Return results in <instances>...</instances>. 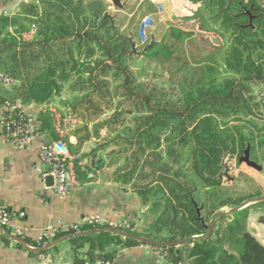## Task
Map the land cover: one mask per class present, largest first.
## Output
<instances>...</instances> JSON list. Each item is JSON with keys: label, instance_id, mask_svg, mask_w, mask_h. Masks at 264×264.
<instances>
[{"label": "trees", "instance_id": "obj_1", "mask_svg": "<svg viewBox=\"0 0 264 264\" xmlns=\"http://www.w3.org/2000/svg\"><path fill=\"white\" fill-rule=\"evenodd\" d=\"M41 2V7L23 5L19 16L1 23L3 29L10 24L15 28L0 42L8 41L6 56L0 59L3 73L26 82L20 93L25 104L45 105L61 97L64 89L75 94L62 101L68 108L63 117L73 116L80 124L60 136L52 127L55 116L47 113L40 117L39 133L49 128L53 140L64 142L80 159H84L82 149L89 141L97 142L90 154L110 147L106 160L113 169L112 182L130 187L146 209L143 227L131 222L127 232L161 243L207 235L222 208L239 207L262 196L250 192L245 198L223 201L227 193L223 178L217 176L224 155L236 153V139L222 129V121L245 112L239 107L245 102V92L264 83V0H201L206 15L200 16L205 19L207 34L215 35L219 43L201 38V45L192 44V61L181 48L192 35L186 38L181 30L177 34L171 30L167 41L144 48L143 58L158 61L170 84L179 90L177 103L169 100L166 104H155L154 96L141 91L150 85L134 82L125 49H131L128 38L116 42V29L99 33L107 22L100 21L108 7L102 0ZM251 5L253 28L245 13ZM31 29L34 40L23 42L22 35ZM82 59L93 62L84 66L83 75L75 76ZM9 106L14 108L12 112L6 109ZM14 106L13 101L0 98L3 115L28 125L26 115ZM102 132L107 135L103 137ZM70 136L76 143H70ZM78 173L86 172L78 168ZM258 206L264 202L219 217L209 239L180 246L146 245L113 233L76 237L72 229L58 231L43 242L25 241L42 248L73 236L67 243L74 264L115 262L122 250L140 246L159 252L164 264H264V245L248 229L250 210ZM94 229L101 227L79 230Z\"/></svg>", "mask_w": 264, "mask_h": 264}, {"label": "crops", "instance_id": "obj_2", "mask_svg": "<svg viewBox=\"0 0 264 264\" xmlns=\"http://www.w3.org/2000/svg\"><path fill=\"white\" fill-rule=\"evenodd\" d=\"M102 1L110 6L111 1ZM129 3L133 4L130 1ZM28 4H36L41 7L43 3L41 0H0V29H3L1 26L3 21H11L19 16L23 5ZM119 12L122 13L123 10H119ZM112 16L116 17L115 23L122 17L118 14ZM14 29L11 24L9 28L3 29L4 34L0 36V42L8 39L7 34H13ZM34 38V29L22 35V41L25 43L32 42ZM7 44L6 40L0 45V59L6 56L4 47ZM2 64L0 60V75L9 77L3 73ZM22 85H26L24 80H12L10 86L0 82V98L13 101L14 107L23 111L34 135L29 143L18 146L15 139L6 133L0 123V207L15 216L23 214V218L15 219L14 223L16 226L24 228L27 234L26 238L20 239L24 242L22 244L0 228V264H74L67 241L46 251V256H39L38 254L41 253L30 250L34 248L29 246L25 239L34 243L50 229L67 231L87 216L99 215L105 221L113 222L127 220L135 223L139 229L143 227L139 216V212L142 211L140 200L125 186L112 182V171L107 167L106 160V153L110 147L101 148L94 154H90L96 146L95 140L87 142L82 149L83 157L88 163L87 168L92 169L90 171L94 173V179L89 180L86 173L84 175L78 173L79 186L65 198L57 195L54 183L52 186L47 181V177L52 176L53 167L41 160V148L54 140L49 128H46L42 134L39 133L42 125L40 117H45L47 113H50L55 117L62 116L64 118L63 115L67 113L68 108L62 101L69 100L64 94L68 95L70 92L64 89L61 97H55L45 105L34 102L25 104L20 96ZM3 112L4 109L0 108V115ZM79 124L80 122L76 125ZM76 125L69 126V129H73ZM52 127L56 132L55 123ZM101 135L106 136V132H102ZM69 141L74 144L76 138L70 136ZM241 141L242 147L244 140L241 139ZM248 141V143L246 141L243 153L250 146V160L256 162L252 158L256 151V145L250 138ZM260 150L264 153V145ZM100 158L104 159L105 167L101 171H96L93 165ZM261 190L263 194L260 198L264 197V187ZM251 201L245 208L260 203ZM260 219H264V206L252 208L248 219L249 231L264 245V223H261ZM114 264H164V260L156 250L140 246L122 250Z\"/></svg>", "mask_w": 264, "mask_h": 264}, {"label": "rangeland", "instance_id": "obj_3", "mask_svg": "<svg viewBox=\"0 0 264 264\" xmlns=\"http://www.w3.org/2000/svg\"><path fill=\"white\" fill-rule=\"evenodd\" d=\"M129 1L133 2V4L130 5L129 3V6L126 4L125 9L127 10L124 9L122 13H120L111 2L110 6L107 5L109 8L107 7L108 9L106 12H108L111 16L113 14L122 16L119 21L115 23L117 26L116 33L118 36L116 38V42H120L125 37L129 38L130 35H132V39L136 43L139 53H141L139 56L129 55L130 61L128 64L133 71L134 82L142 81L150 85L149 88H142L141 91H146L154 96L155 104L159 101L166 104L169 100H173V102L177 103L179 99V90L170 84L168 75L160 68L158 61L143 58L142 52L144 51V48L146 49V47L150 45L153 40L158 41L159 43L167 41L170 38L169 36L171 30L175 31L176 34L181 30L186 35V38L189 35H192V39H188L181 47L185 52H187V58L189 61H192L191 59H193V57L189 56V46L192 44L196 45V43L198 44L201 38L210 39L211 43H219L215 35L207 34L205 19L203 20L200 16V13L206 15V12L204 11L205 7L201 3H197L194 0ZM153 1H156V4L159 3L162 7L161 11L156 8V4H154ZM145 13L153 15V26L149 31L147 43L145 45H141L138 40V34L139 26L142 22V18L145 16ZM130 14H132V17H130ZM110 26V21H107L103 31L99 33H108ZM201 44L202 43H199V45ZM125 49L128 52L131 51L130 48L125 47ZM114 89L112 90L114 91ZM74 95L75 94L73 93L68 95L66 93L64 94V96L69 99ZM244 96L246 98L245 102L241 101L239 107L246 109L245 112L241 111L242 113L237 114L235 118H231V116H229V119L224 122L222 121L221 124L222 129L227 134L233 135L236 139V153L232 156L226 157V161H229L231 167L230 174L235 178V180L233 182H228L225 178H223V190L227 193V196L223 199V201H235L241 197L245 198L246 196H249L250 192L252 194H263L261 189L264 187V153L260 152V149L264 145V83L252 86L245 92ZM249 110L251 111L246 112ZM249 138L253 141V144L256 145V151L252 158L263 167V170L260 172L248 167L245 163L240 165L238 162L239 157L243 155L246 141L247 143L249 142ZM241 139L244 140V145L242 147L240 145L242 142ZM111 171L113 172V169H111ZM155 187H158V185H155ZM128 188L130 190V187ZM205 192L206 191H203V194H205ZM141 207L142 211L139 212V216L143 223V216L146 209L143 206ZM235 208L236 207L228 206L222 208L219 212H230Z\"/></svg>", "mask_w": 264, "mask_h": 264}, {"label": "built area", "instance_id": "obj_4", "mask_svg": "<svg viewBox=\"0 0 264 264\" xmlns=\"http://www.w3.org/2000/svg\"><path fill=\"white\" fill-rule=\"evenodd\" d=\"M155 2L156 1H153L154 4H156ZM156 8L161 11L162 7L157 3ZM152 26L153 15H148L142 20L139 26L138 40L141 45L147 43L149 31ZM0 82L10 86L12 84V79L5 75H0ZM6 109L9 112L14 110L11 106ZM3 113L0 115V123L4 127L6 133L15 139L18 146H23L29 143L34 137L29 125L17 124L11 120L10 115H3ZM78 123L79 120L73 116H68L66 118H62V116L55 117V129L60 136H65L66 132L69 130V126ZM41 160L44 163L52 165L53 170L51 175L54 179V189L57 195L61 198H65L72 192V190L79 186L78 168H82L86 172L89 180L94 179V173L86 170L88 166L87 161L85 159H80V155H72L66 144L62 141H52L49 144L44 145L41 148ZM23 216V214L16 216L12 215L6 209L0 207V228L15 239L26 238L27 231L24 228L16 226L14 223L15 219L23 218ZM96 226L126 231L131 227V222L126 220L119 222L105 221L101 216L95 215L84 217L79 223L73 225L70 229L74 232L81 233L79 229L82 227ZM57 232L58 230L56 229H50V231L46 232L38 239V242H43L45 239H53ZM33 248L40 249L39 247ZM97 264H114V262L101 260Z\"/></svg>", "mask_w": 264, "mask_h": 264}, {"label": "water", "instance_id": "obj_5", "mask_svg": "<svg viewBox=\"0 0 264 264\" xmlns=\"http://www.w3.org/2000/svg\"><path fill=\"white\" fill-rule=\"evenodd\" d=\"M111 3L114 5L115 8H117L119 10H124L125 9V5L128 4L129 1L128 0L127 1L111 0ZM252 8H253V5H251L250 10H246L245 13L249 16V24H248V26L253 28L254 17L251 15V9ZM115 20H116V17L111 16V15H109L108 12H106L104 14V17H103L101 22L110 21L111 26H110V28L108 30L114 31L116 29ZM128 40H129L130 45H131V51L129 52V55L130 56H132V55H136V56L141 55V53H139V50H138V47H137L136 43L132 39V35H130ZM154 42L155 41L153 40L151 42V44L146 47L145 50H148L149 48H151L154 45ZM92 62H93V59L90 60V61H87L85 59L78 60L79 68L75 72V76L83 75L84 66L92 64ZM114 87H115V85H113V89H114ZM238 162H239L240 165L242 163H245L248 167H250L252 169H255L256 171H259V172L262 171V167L260 165H258L256 162L250 160V146H248L247 150L239 158ZM93 166L96 169V171H101L105 167L104 159L100 158L96 163H94ZM221 166L223 168V171H221L219 173V175L217 176V179L220 180L222 178H225L228 182H233L235 180V178L233 176H231V174H230L231 167H230L229 161H226V156L225 155H224V157L222 159ZM47 181H49L50 184L53 186L54 179H53L52 176H48L47 177ZM251 202H254V203H256V202H264V197L256 199V200H253ZM249 203L250 202H247V203H245V204H243V205H241L239 207H236L235 209L231 210L230 212H220L217 215H215L207 235H201V236L186 238V239H182V240L175 241V242L161 243V242H158V241H154V240L148 239L146 237L134 235V234L129 233L127 231H122V230L113 229V228L94 229V230L86 231V232H83V233H77L74 236L79 237V236H84V235L113 233V234L120 235V236H122L124 238H129V239L136 240V241H138L140 243H143V244H146V245H156V246H163V247L180 246V245H183V244H186V243H192V242L199 241V240H207V239H209L211 237L212 233H213L216 221H217V219L219 217H221L223 215H226L228 213H233V212L239 211V210L245 208ZM72 237L73 236H66V237H64V238H62L60 240L54 241L53 243H51V244H49V245H47V246H45L43 248L35 249V250L34 249H30V250L35 251L36 253H44V252L48 251L49 249L55 247L56 245H58V244H60L62 242L68 241ZM16 240L19 241L22 244L24 243L20 239H16ZM186 254H187V256H189L190 250H187Z\"/></svg>", "mask_w": 264, "mask_h": 264}, {"label": "flooded vegetation", "instance_id": "obj_6", "mask_svg": "<svg viewBox=\"0 0 264 264\" xmlns=\"http://www.w3.org/2000/svg\"><path fill=\"white\" fill-rule=\"evenodd\" d=\"M194 1H196L197 3H200L201 2V0H194ZM244 154V153H243ZM240 158V157H239ZM239 160V159H238Z\"/></svg>", "mask_w": 264, "mask_h": 264}]
</instances>
